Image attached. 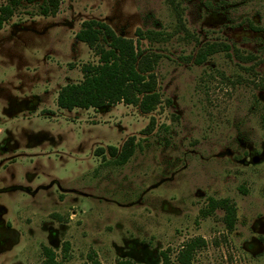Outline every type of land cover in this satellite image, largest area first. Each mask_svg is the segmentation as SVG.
Wrapping results in <instances>:
<instances>
[{
	"label": "rangeland",
	"instance_id": "obj_1",
	"mask_svg": "<svg viewBox=\"0 0 264 264\" xmlns=\"http://www.w3.org/2000/svg\"><path fill=\"white\" fill-rule=\"evenodd\" d=\"M42 2L0 30V264H44L43 246L61 258L66 241L65 264H161L166 250L178 264L199 236L195 264H264V0H62L50 16ZM90 19L163 55L154 112L59 108L98 61L76 38ZM208 43L231 49L196 64ZM132 136L115 164L108 148ZM210 198L236 205L234 229L222 209L203 215Z\"/></svg>",
	"mask_w": 264,
	"mask_h": 264
},
{
	"label": "trees",
	"instance_id": "obj_2",
	"mask_svg": "<svg viewBox=\"0 0 264 264\" xmlns=\"http://www.w3.org/2000/svg\"><path fill=\"white\" fill-rule=\"evenodd\" d=\"M34 3L36 0H7L0 5V30L16 13L17 8L24 2ZM62 0H43L40 14L43 16L56 15ZM175 4V0H172ZM264 32V25L257 27ZM139 38L159 41L164 38L157 31H148L147 35L141 30L136 31ZM76 38L95 49L98 56L96 63L83 65V80L68 83L58 92L57 104L59 108L72 111L80 109H107L123 103L138 106L143 113L154 112L162 103L159 91L156 69L163 55L149 52L141 47V39L137 42L132 38L118 35L115 30L103 21L86 20L82 28L76 33ZM228 44L208 43L201 48L195 58L196 64H203L208 57L219 52L228 51ZM228 53V52H227ZM154 121H151L145 132H152ZM137 147L136 138L130 137L122 146H110L108 150L114 157L115 164L124 165L134 155ZM102 149L99 152L102 153ZM225 211L226 226L232 230L237 220L236 205L229 199L210 198L208 208L202 213L208 216L216 210ZM207 245L203 237H194L186 241L177 252L178 264H195L197 252ZM70 242L63 243L61 258L57 252L48 246H43L44 264H65L69 260ZM161 264H174L170 251L161 252ZM119 264H137L133 260L123 259Z\"/></svg>",
	"mask_w": 264,
	"mask_h": 264
},
{
	"label": "flooded vegetation",
	"instance_id": "obj_3",
	"mask_svg": "<svg viewBox=\"0 0 264 264\" xmlns=\"http://www.w3.org/2000/svg\"><path fill=\"white\" fill-rule=\"evenodd\" d=\"M36 99H39L38 97H35ZM39 101H40V99H39Z\"/></svg>",
	"mask_w": 264,
	"mask_h": 264
},
{
	"label": "crops",
	"instance_id": "obj_4",
	"mask_svg": "<svg viewBox=\"0 0 264 264\" xmlns=\"http://www.w3.org/2000/svg\"><path fill=\"white\" fill-rule=\"evenodd\" d=\"M57 96H58V94H57Z\"/></svg>",
	"mask_w": 264,
	"mask_h": 264
}]
</instances>
